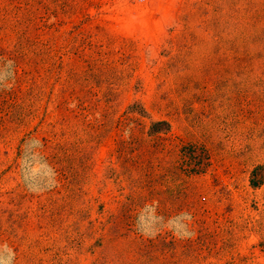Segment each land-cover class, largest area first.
I'll list each match as a JSON object with an SVG mask.
<instances>
[{
    "label": "rangeland",
    "instance_id": "rangeland-1",
    "mask_svg": "<svg viewBox=\"0 0 264 264\" xmlns=\"http://www.w3.org/2000/svg\"><path fill=\"white\" fill-rule=\"evenodd\" d=\"M0 264H264V0H0Z\"/></svg>",
    "mask_w": 264,
    "mask_h": 264
},
{
    "label": "trees",
    "instance_id": "trees-1",
    "mask_svg": "<svg viewBox=\"0 0 264 264\" xmlns=\"http://www.w3.org/2000/svg\"><path fill=\"white\" fill-rule=\"evenodd\" d=\"M163 126L166 127L165 130H168L169 125H168L167 122L162 121V122H156V123H154V124L152 125V127H151V134H152V135H156V134H158V133H161V130H162V129H159V128H160V127H163Z\"/></svg>",
    "mask_w": 264,
    "mask_h": 264
}]
</instances>
